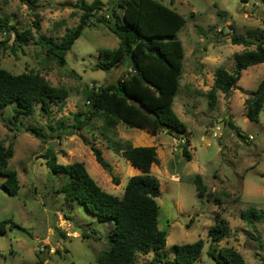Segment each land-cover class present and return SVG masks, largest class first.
<instances>
[{
    "label": "rangeland",
    "instance_id": "1",
    "mask_svg": "<svg viewBox=\"0 0 264 264\" xmlns=\"http://www.w3.org/2000/svg\"><path fill=\"white\" fill-rule=\"evenodd\" d=\"M34 1L35 7L30 9L19 0H0V18L32 36L13 53V38L0 33L4 43L0 44V68L12 75L38 73L53 87L64 88L68 98L63 107L52 105L48 115L37 108L31 118L21 116L16 122L12 105L0 110V142L13 148L8 169L16 172L19 182L18 194L10 197L0 177V222L10 219L15 224L12 229L7 225L0 234V264H36L39 259L42 264H96L98 254L108 248L111 227L98 223L82 206L65 202L57 191L68 178L52 174L43 156L52 150L59 165L82 163L104 192L121 197L128 179L139 173L132 174L134 168L107 148L108 140L156 150L158 165H153L150 173L160 185L158 227L168 234L163 250L167 260L173 258V246L201 239L204 248L195 264H215L206 254L211 246L207 232L215 220H224L228 234L213 247L235 249L245 264H264V105L257 123L247 119L243 105L264 79V63L243 71L229 96L219 92L213 109L206 97L213 87L214 72L221 68L233 73V55L254 49L232 45L230 36L264 33V1L155 0L185 19L176 35L184 56L172 109L186 129L189 162L179 148L185 141L163 132L151 136L119 124L113 136L112 131L103 129L98 117L80 131L72 128L74 116L88 110L87 89L126 75L121 65L109 72L94 70L100 61L98 52L116 49L119 40L103 24L85 28L60 67L36 41L44 36L59 43L67 30L76 27L81 16L73 7L77 0ZM83 1L90 4L94 0ZM100 1L109 4L113 0ZM116 11L121 17L122 9ZM37 20L40 31L34 28ZM229 120L232 127L227 125ZM27 128L39 130L43 139ZM212 131L218 136L213 137ZM91 145L111 166L110 174L95 162ZM196 175L206 187L203 197L192 183ZM151 259L152 254L140 255L135 264Z\"/></svg>",
    "mask_w": 264,
    "mask_h": 264
},
{
    "label": "trees",
    "instance_id": "2",
    "mask_svg": "<svg viewBox=\"0 0 264 264\" xmlns=\"http://www.w3.org/2000/svg\"><path fill=\"white\" fill-rule=\"evenodd\" d=\"M33 9L34 0H19ZM175 1V0H171ZM264 1V0H263ZM81 12L78 24L67 30L59 43L52 38L39 36L36 44L43 47L47 56L55 58L58 66L65 65L66 55L85 28L103 24L119 40L116 49H103L98 52L100 61L94 70L109 72L122 66L126 75L115 82L101 85L85 92L88 110L85 114L74 116L76 123L72 127L80 131L89 122L98 117L103 121V129L116 134L119 124L151 136L163 132L177 140H184L179 148L186 162L191 161L185 140L186 129L177 118L172 106L179 88L184 56L183 47L176 39L177 33L185 24V19L173 9L155 0H113L104 4L100 0L86 3L77 0L73 5ZM122 9V16L116 9ZM40 31V21L34 23ZM0 33L12 37L11 51L22 49L30 39V31L18 32L14 26L0 18ZM232 45L243 46L242 53L233 55L235 70L228 73L224 69L214 72L213 87L206 94L208 107L213 109L218 93L225 96L236 89L241 73L249 67L264 63V33H250L243 36H230ZM3 46V42H0ZM68 98L64 88L53 87L44 76L27 72L12 75L0 68V110L12 105L13 122L21 116L31 118L39 108L43 115L51 112L52 105L63 107ZM129 99L140 102L147 110L143 113ZM264 105V79L259 82L254 94L244 102L245 115L251 122L259 121ZM227 125L232 127L229 120ZM61 130V127L58 126ZM37 138L43 139L39 130L27 128ZM241 136V135H239ZM84 145L89 143L82 140ZM107 148L128 162L139 174L132 176L121 197L104 192L87 173L82 163L69 165L57 164L56 154L47 150L43 158L49 171L64 174L67 182L57 191L65 202L82 206L98 223H108V248L101 251L96 264H135L140 255L152 254V259L144 264H195L199 261L204 243L201 239L191 244L173 246V258L167 260L163 254L167 232L158 227L159 206L156 199L161 196L158 180L151 175L153 165H158L154 147H133L129 142L107 141ZM95 162L110 174L111 166L105 161L101 151L90 146ZM264 153V148H263ZM13 148L0 142V177L5 193L14 197L19 192V182L15 171L8 169V162L13 158ZM115 184L118 181L112 178ZM199 197H203L206 187L199 175L192 178ZM247 212L241 214L242 218ZM15 227L10 219L0 222V234L5 227ZM228 234L224 220H215L208 229L207 236L211 246L206 254L215 264H245L242 256L233 248L213 247ZM83 238H87L85 234ZM36 264H42L39 259Z\"/></svg>",
    "mask_w": 264,
    "mask_h": 264
},
{
    "label": "water",
    "instance_id": "3",
    "mask_svg": "<svg viewBox=\"0 0 264 264\" xmlns=\"http://www.w3.org/2000/svg\"><path fill=\"white\" fill-rule=\"evenodd\" d=\"M129 103L131 105L136 104V106L138 107V109H140L143 113H146L147 112L146 108L140 102H135L133 99H129Z\"/></svg>",
    "mask_w": 264,
    "mask_h": 264
},
{
    "label": "crops",
    "instance_id": "4",
    "mask_svg": "<svg viewBox=\"0 0 264 264\" xmlns=\"http://www.w3.org/2000/svg\"><path fill=\"white\" fill-rule=\"evenodd\" d=\"M102 2V1H101ZM103 3V2H102ZM105 4V3H104ZM107 4V3H106ZM246 49V48H245ZM263 64V63H262ZM239 82V81H238ZM238 84V83H237ZM246 100V99H245ZM245 102V101H244ZM244 102H243V105H244ZM141 132V131H140ZM185 140H187L186 138H185ZM188 141V140H187ZM189 143V142H188ZM132 146L133 147H141V146H136V145H134V144H132ZM132 171H133V173L132 174H138L139 173V171H137L136 169H132Z\"/></svg>",
    "mask_w": 264,
    "mask_h": 264
},
{
    "label": "built area",
    "instance_id": "5",
    "mask_svg": "<svg viewBox=\"0 0 264 264\" xmlns=\"http://www.w3.org/2000/svg\"><path fill=\"white\" fill-rule=\"evenodd\" d=\"M218 129V128H217ZM212 135H213V137H217L218 135H217V133L215 132V131H212ZM181 142H183L184 140H180ZM68 235V234H67ZM41 250H43V248L41 249Z\"/></svg>",
    "mask_w": 264,
    "mask_h": 264
}]
</instances>
